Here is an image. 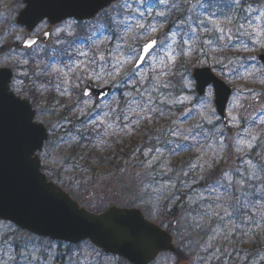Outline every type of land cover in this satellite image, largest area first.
<instances>
[{"label": "trees", "instance_id": "16d2710c", "mask_svg": "<svg viewBox=\"0 0 264 264\" xmlns=\"http://www.w3.org/2000/svg\"><path fill=\"white\" fill-rule=\"evenodd\" d=\"M163 1L144 0L142 20L150 23L146 17L152 8V16L157 17L154 22L160 17L168 24L166 33L177 25L184 28L179 31L180 42L167 43L166 54L177 56L185 37L193 33L200 37V50L184 55L165 74L149 70L136 75L130 70L122 84L128 97L122 94L121 101L107 106L95 103L86 109L83 104H62L48 97L50 124L57 126L47 146L66 142L69 154L63 166L75 170L72 184L76 180L84 191L102 186L123 199L122 207H140L185 244L194 242L199 264H264V89L259 88L264 85V66L256 53H264V22L254 29L248 15V10L264 5V0L238 4L207 0L181 8L171 3L166 9ZM126 16L132 21L136 15ZM217 24L231 29L234 39L216 34ZM206 39L211 41L208 45ZM211 50H217L218 56L208 62L210 66L218 70V62H225L231 73L248 78L256 87L252 104L246 105L248 120L243 117L238 129L220 120L213 126L204 119L196 122L195 104L178 103L194 96L195 91L185 86L191 80L193 63ZM96 70L94 65L92 71ZM32 99L37 101L38 94ZM247 127L255 142L236 153L234 145L245 136ZM220 142L228 147L223 155L217 149L209 150L221 146ZM201 146L207 151L202 152ZM88 169L93 172L90 177H86ZM61 173L52 179L61 181ZM187 233L191 237L185 239ZM173 257L178 264L186 261L180 250ZM66 263L62 259L60 264Z\"/></svg>", "mask_w": 264, "mask_h": 264}, {"label": "rangeland", "instance_id": "374dc122", "mask_svg": "<svg viewBox=\"0 0 264 264\" xmlns=\"http://www.w3.org/2000/svg\"><path fill=\"white\" fill-rule=\"evenodd\" d=\"M140 1L142 0H125L121 3H137L141 5ZM175 1L177 7H181L184 4H188V0H165L166 2ZM240 0H234L235 3H238ZM127 4V5H128ZM194 5V4H193ZM24 4L21 0H0V47L2 46V55L0 54V68H10L14 71V79L11 82V91L18 97L22 99L28 100L33 109L36 111V122L44 125H51L50 117L48 112L50 108L48 104H45V99L48 98L49 93L53 91L54 87H45L43 82L50 77V75L61 74L59 80H57L58 86L55 87L64 89L60 93H53V98H56L58 103L62 104H76L78 99L83 98V90L86 86L87 82L90 81L91 78H94L95 85L99 87L114 85L117 83V78L121 74L125 73L127 69L134 68V65L138 59L139 53H137L134 57L127 56L125 52L120 53L117 57L111 56L109 54H105L107 52H114L113 47L111 46V41L113 39L112 36H105V22L107 19V15L97 18L95 21H92L87 25V29L93 30L95 35L94 41L89 42V45H86L83 42L77 41L75 42V50L82 51L84 49L85 52H79L84 59L79 60L80 64L76 67L74 71H61L59 68L50 69L45 61H40L42 63V72H45V76L42 79V83H38V89H42L41 98L38 103L40 106H43V109L40 114V107L36 106V104L28 98V95L25 92H28L29 97L33 98L38 92H35L34 82L30 83V78L28 79V72H24L27 63V58L25 55L20 53V51L14 50L9 53L7 51L13 46H18L22 44L25 38L28 36L27 31L24 27L19 26L16 23V19L20 13V11L24 8ZM139 10V9H138ZM110 12V11H109ZM139 13V12H137ZM141 15V13H140ZM248 15L252 17L251 24L252 28L258 29L262 26L264 22V6H257L248 11ZM138 31H131V36L136 38V33L139 35L141 32L143 33L142 37H138L137 40L140 45L147 43L149 40L155 38L158 40L157 48L151 53L150 57L147 60L145 70L143 73L148 72L149 70L159 72L163 71L166 73V69L169 66L172 68L179 63L182 59V56H175L174 54H166V42H173L178 39L177 32L166 33V24L161 26H156L151 29H145V26L141 23H138ZM217 26L223 31L220 33H226L228 38H233L235 33L231 32V29L227 27H221L219 24ZM82 26L77 25V22L74 20L66 21L58 26L50 27L48 22H43L33 33V36L42 35L44 32L50 30L52 32V39L60 40V42L64 43L68 39L75 41V34L78 29H81ZM187 43L183 45V52L189 55H193L195 51L200 48V41L193 33L192 36L187 35L186 38ZM117 44V43H116ZM208 45V43L206 44ZM42 48V47H40ZM91 50H95L98 52L99 56L103 60H99L101 65L100 69L97 72L92 71V67L94 63L91 61L92 52ZM169 51H171V47L169 46ZM217 50H211L206 52V54L201 56L200 62L197 63L194 61L193 68H203V67H211L212 71L216 76L225 81L232 89L235 90L230 104L227 108L226 116L228 119V124L234 129H238L242 123V118L244 117L246 120L248 112L246 111V105L252 104V92L254 90V84H251L248 78L245 77H237L233 73L230 72L225 62H218L219 69L215 70L212 66L208 64L209 61L215 62V55L218 56L215 52ZM117 52V51H115ZM257 56L260 54L259 50L256 51ZM237 55L236 53H234ZM126 55V56H124ZM56 56V52H52L47 57V62L53 60ZM169 56L172 59H169ZM33 60L37 61L36 55L33 56ZM163 60V63H161ZM176 60V61H175ZM20 63V68L16 69L15 66ZM34 69H37V64L34 65ZM18 71H23L19 73L18 80L16 78V73ZM89 75V76H88ZM41 85V86H40ZM188 89L195 90V82L191 78L187 81ZM261 87V86H259ZM254 96L257 97L258 93L255 91ZM197 95L187 96V98L180 99L178 103H194L196 106V122L204 119L209 124H213L215 121L219 120V116L216 113V108L214 104V91L213 87L208 88L204 97L196 100ZM195 101L197 103H195ZM110 101H105L104 104L107 105ZM79 104V103H77ZM38 105V104H37ZM83 105L86 108H89L94 105L93 99H87L84 101ZM45 113V115H44ZM235 117V119H233ZM198 120V121H197ZM51 134V131H49ZM184 133H190L189 130H186ZM245 136L241 137L240 140L235 144L236 153H243L244 150L249 149L255 142V137H251L249 134V127L245 129ZM221 145V142H220ZM114 147V146H113ZM206 146H201V151L206 152L204 149ZM228 148V147H227ZM221 146H211L210 149H217L219 153L223 155V153L227 150ZM209 154L214 155L212 151H208ZM69 154V147L66 145V142L56 143L53 142L48 146L44 147V150L39 154V157L42 161V167L44 166V174L50 179L56 177L58 172L62 170L61 173V181H53L64 188L68 193L72 196L74 200H76L83 208L95 212L101 213L109 206H123V199L120 196H117L111 190H106V188L99 186L96 189H90L84 191L83 188H79L78 183L75 180V183L72 184L75 177V170L72 168L64 169L63 162L66 160ZM75 161V160H74ZM99 172L101 169L99 167H94ZM113 169V166H111ZM93 172L88 169V173H86V177H90ZM84 177L82 175L80 178ZM75 186V187H74ZM222 203V201H221ZM151 219L150 217H148ZM153 220V219H151ZM155 221V220H153ZM156 222V221H155ZM174 236V235H173ZM175 244L176 247L184 254L186 261L180 264H199L201 258L196 256L195 253L198 252L195 250V244L189 241L187 244L183 240H180L175 235ZM185 239L187 237H191L189 233L184 234ZM199 243V242H197ZM176 254H166L159 257V259L154 264H178L176 258L173 257ZM66 258L67 263L70 264V260L75 262L74 264H129L122 259H113L109 256L103 255L99 250L91 245L89 242H83L78 245H68L66 243H58L52 242L50 240L39 239L32 236L30 233L26 231H22L21 229L15 227L13 224L1 222L0 221V264H60L59 259ZM58 259V260H57ZM216 259V258H215ZM122 260V261H120ZM208 264H213L209 263Z\"/></svg>", "mask_w": 264, "mask_h": 264}, {"label": "water", "instance_id": "95a60500", "mask_svg": "<svg viewBox=\"0 0 264 264\" xmlns=\"http://www.w3.org/2000/svg\"><path fill=\"white\" fill-rule=\"evenodd\" d=\"M117 1L23 0L27 6L18 23L31 32L46 19L51 24L70 18L91 20ZM49 36L46 33L43 40L48 41ZM28 41L36 43V39H28L25 46ZM259 61L264 64V54L259 55ZM11 79L10 70L0 69V219L54 241L78 244L90 240L104 253L130 264H150L160 253H175L173 236L149 222L140 209L114 206L93 214L48 182L36 156L48 139L47 129L34 122L35 112L28 101L9 92ZM193 79L199 96H204L208 87L214 88L216 110L226 124L232 89L208 67L195 69ZM110 92L111 88L99 90L90 83L85 96L102 99Z\"/></svg>", "mask_w": 264, "mask_h": 264}, {"label": "snow or ice", "instance_id": "6c2138e0", "mask_svg": "<svg viewBox=\"0 0 264 264\" xmlns=\"http://www.w3.org/2000/svg\"><path fill=\"white\" fill-rule=\"evenodd\" d=\"M217 31L222 32L223 30L217 26ZM220 39L221 40L224 39L223 35H221ZM210 42L211 41H205V43H210ZM34 43L35 41H28L26 46L31 47V45ZM156 44H157V41L151 40L143 45L142 49L140 50V54L138 56L139 63L137 64V68H139V65L145 61L146 57L151 55V50L156 46ZM169 59H172V57L169 56ZM161 63H163V60H161ZM185 86L187 87V85ZM233 119H235V117H233ZM173 151H175V149Z\"/></svg>", "mask_w": 264, "mask_h": 264}]
</instances>
